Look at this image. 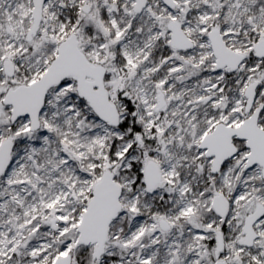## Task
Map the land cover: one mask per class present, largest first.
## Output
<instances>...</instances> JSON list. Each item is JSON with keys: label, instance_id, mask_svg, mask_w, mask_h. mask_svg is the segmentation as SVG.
<instances>
[{"label": "snow or ice", "instance_id": "snow-or-ice-1", "mask_svg": "<svg viewBox=\"0 0 264 264\" xmlns=\"http://www.w3.org/2000/svg\"><path fill=\"white\" fill-rule=\"evenodd\" d=\"M0 264H264V0H0Z\"/></svg>", "mask_w": 264, "mask_h": 264}]
</instances>
